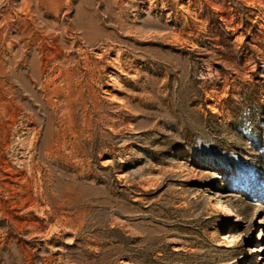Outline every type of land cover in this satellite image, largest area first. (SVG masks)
<instances>
[{
	"label": "rangeland",
	"instance_id": "obj_1",
	"mask_svg": "<svg viewBox=\"0 0 264 264\" xmlns=\"http://www.w3.org/2000/svg\"><path fill=\"white\" fill-rule=\"evenodd\" d=\"M0 264H264V0H0Z\"/></svg>",
	"mask_w": 264,
	"mask_h": 264
},
{
	"label": "bare ground",
	"instance_id": "obj_2",
	"mask_svg": "<svg viewBox=\"0 0 264 264\" xmlns=\"http://www.w3.org/2000/svg\"><path fill=\"white\" fill-rule=\"evenodd\" d=\"M256 252H259V251H256V250H254V249H251V250L249 251V254H255Z\"/></svg>",
	"mask_w": 264,
	"mask_h": 264
}]
</instances>
